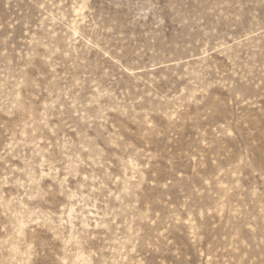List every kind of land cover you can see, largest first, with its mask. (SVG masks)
<instances>
[{"label":"rangeland","instance_id":"374dc122","mask_svg":"<svg viewBox=\"0 0 264 264\" xmlns=\"http://www.w3.org/2000/svg\"><path fill=\"white\" fill-rule=\"evenodd\" d=\"M0 264H264V0H0Z\"/></svg>","mask_w":264,"mask_h":264}]
</instances>
